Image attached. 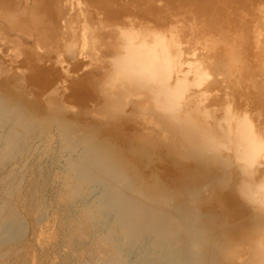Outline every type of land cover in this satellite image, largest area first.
<instances>
[{
	"label": "bare ground",
	"instance_id": "obj_1",
	"mask_svg": "<svg viewBox=\"0 0 264 264\" xmlns=\"http://www.w3.org/2000/svg\"><path fill=\"white\" fill-rule=\"evenodd\" d=\"M54 1L72 10L66 48L81 17L108 28L89 34L111 44L106 98L72 112L52 94L30 99L0 82V264H264V0ZM244 23L253 29L244 61L217 51L210 67L186 56L181 68L184 36L230 41ZM142 94L128 115V97ZM34 138H55L63 158L53 174L34 170L51 191L52 218L35 181L22 179ZM43 221L45 237L35 235Z\"/></svg>",
	"mask_w": 264,
	"mask_h": 264
},
{
	"label": "rangeland",
	"instance_id": "obj_2",
	"mask_svg": "<svg viewBox=\"0 0 264 264\" xmlns=\"http://www.w3.org/2000/svg\"><path fill=\"white\" fill-rule=\"evenodd\" d=\"M41 1L43 3V6L40 4V0H0V82L2 81L1 83L10 86L11 89H14L15 84H16L17 86H19L17 90H19L20 92H24V94L27 93L26 96L30 99L37 97L36 96L37 92L40 95V98H41L40 100H42V98L44 100V98H48V96L50 97V95L52 94L60 100L62 105L67 106L68 111H72V112H76L78 109H81V108H89L92 105L101 104V102H104L102 101L103 97L104 99L106 98L105 91H101V90H104L103 85L108 75L109 67H111L110 66L111 60L108 55L109 53L108 51L109 49H111V46H110L111 44L105 41L102 42L95 38H92L89 34H90V30L91 32L97 30L96 33L99 34L102 31H106L108 28H102V25L98 22V17H95L92 14L91 16H94V17L88 20H84L81 17L79 19L80 22H78L77 24L80 26L77 27L76 23H75V26H73V27H76V28H73V31L75 30L76 32H78L79 34L78 36H80L79 39L81 42L79 41V39H77L78 40L77 44L71 45L72 48L70 49L68 48L70 46L67 45L68 46L67 48L69 49L67 50V48L65 47L66 44L64 43L66 41L65 38L68 37V35L70 34H68L69 30H67L64 26L63 16L65 15V13L67 14L68 12L72 11L70 9L71 7L66 6L65 8L64 6H61L59 4L57 5V3L54 0H41ZM12 2L14 3V5ZM45 3L47 4L45 5ZM48 5H51V7ZM41 6L45 7V9H39ZM49 9H50V12L48 11ZM31 16H35V17L32 18ZM46 16H48V18H46ZM44 17L45 19H43ZM22 18H25V19L21 20ZM3 21H6V22H3ZM91 22L94 24L92 25ZM7 24L9 25L7 26ZM10 25L11 27H9ZM179 25L182 26V24H179ZM12 27H15V28H12ZM85 27H86L85 31L88 37L86 39H83L82 34H83V30ZM238 27L239 28L235 29L233 33L230 32V34L231 33L236 34L235 36L231 35L232 38L231 36L228 38L231 41L230 45H229L230 43L229 40L223 41L222 38L219 37L217 33H213L212 40L207 39L206 37H203L202 35L198 38H194V37H197L198 34L195 36H191V35L184 36L179 46V48H181L183 51L181 55V61L184 64H182L181 68L184 71H187V68H188L187 62H184L182 60V58L184 59L186 56L187 57L184 59L185 61H188V60L190 61L196 58H202V56H204L205 58H203V60L206 63H208V67H210V65L214 63L213 60L215 59L213 58L217 56V51H218V54H221L220 52H224L225 54L222 53V55L224 54L225 59L226 58L229 59L231 55L233 54V56H236L238 59L240 58L242 61H244L245 57L249 55V52H251L250 51V43H251L250 41L253 35V29L247 23H244L243 25H240ZM183 29L186 30L188 29V27L183 26ZM184 33H185L184 35H187L186 31ZM214 37L219 38L218 43L220 44L216 42L218 39ZM77 40H75V42ZM222 41L223 43H221ZM216 43L218 44L217 46H215ZM214 46L216 47V49H219V50H216ZM227 46L228 47L232 46L231 47L232 49L230 47L228 48L231 51L227 50ZM206 47H210L207 49L212 50V52L210 50L207 51ZM223 47L224 48L226 47V49H224ZM226 50H227V53H226ZM233 50L236 52V54ZM207 52L208 53L211 52L209 53V55L211 54V56H209ZM207 55L209 57H207ZM210 57L213 60H211ZM228 59H226L227 62H228ZM260 62L264 64V61H260ZM235 65H236V68L234 69V74L240 77L243 67L240 64V62L234 63L233 66ZM249 68L250 66L248 67V69ZM248 69H247V72L246 71L243 72L244 77L245 78L247 77L246 80H248L250 76L252 77L253 75V74L252 75L250 74V71L252 68H250L249 70ZM11 74H12V77H11ZM9 76L10 78H8ZM188 77L192 78V74L189 73ZM206 78H207L205 79L206 81L204 80V82L201 84L202 87L208 82V79L210 77L209 78L206 77ZM221 78H222L221 75H219V79ZM47 82H50V84ZM222 85H225V84L222 83ZM44 86H46L47 88H45ZM201 86L199 87V89L202 88ZM40 87H41V90H40ZM189 89H191V86L189 87ZM194 89L195 87L193 88V90ZM221 89L223 90V92L228 91V89L224 87H221ZM252 90H253L252 93L254 94V97H257L260 93L259 92L260 88L258 89L254 87ZM98 92H101L102 94ZM117 92H119L121 95L124 94V93H121L119 90ZM217 92L221 93L220 91L217 90V91H214L213 94H216ZM187 93L185 95L186 98L191 96L190 94L191 90L190 92L188 91ZM42 94L44 96H42ZM98 97H100V99ZM143 97H144V94L140 96L128 97L129 99H131L130 104L126 105V108L129 107L128 109H126L127 110L126 113H128V115L131 116V114H134L136 112L137 108L139 107L138 104L141 102V99H143ZM240 108L242 110L245 107L240 105ZM214 110H217V108L213 106V111ZM252 111L253 110L251 109L250 116L251 117L253 116L252 118H255L254 113ZM263 125H264V122H263ZM36 142L37 140L35 138L34 140H31L30 142H28L27 143L28 147L26 145L23 151L24 154L26 155V156L25 155L23 156L28 159V162L26 163L27 165L25 164L26 173L25 175H23L24 177H22V179L27 184L28 182L32 180L33 182L35 181L34 184H35L36 192L38 196L40 195L39 199L42 201V203L45 204V207L48 208L47 213L49 215V218H52L53 204L51 202V191L50 189H47V186L42 187V189L41 187H39L40 185L38 183L41 182L40 181L41 179L35 171L45 176V173L47 174V171H48L47 168H49L50 174H53L54 169H56L54 167H56V165H59L58 162L62 161L63 158L61 159L58 158L60 146H57L59 145V143L55 140V138L53 140L46 141V143L45 142L39 143L41 145H39L38 142L37 143ZM44 145H47V146L49 145V148H48L49 150L47 151V153H45L46 149H44L45 148L43 147ZM33 146L36 149H34ZM27 156H29V158ZM53 161H55L56 164H53ZM36 163H39V164H36ZM51 165H54V167ZM7 168L8 167H6V169ZM33 171L36 173L37 178L34 177L35 174L33 173ZM36 179H37V184H36ZM40 197H42L43 199ZM49 203L51 204V206ZM18 205L19 204H17L16 206L18 207ZM18 208L22 212V208L20 205ZM33 214L36 216L35 213ZM33 214L31 213V216L28 217L29 221L34 216ZM44 222L46 221H43L40 227L39 225H36L35 235L38 234V231H41L44 233L43 235L45 237L48 234L47 232L51 231L47 229L48 227H46L48 223L45 224ZM31 231L32 229H30V234L32 233ZM46 240H47V237H46ZM36 247L37 246H35V251L36 253H38L39 252L38 247L37 248Z\"/></svg>",
	"mask_w": 264,
	"mask_h": 264
}]
</instances>
